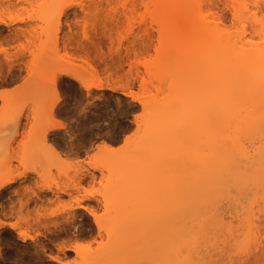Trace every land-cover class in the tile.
I'll use <instances>...</instances> for the list:
<instances>
[{"label":"rangeland","instance_id":"rangeland-1","mask_svg":"<svg viewBox=\"0 0 264 264\" xmlns=\"http://www.w3.org/2000/svg\"><path fill=\"white\" fill-rule=\"evenodd\" d=\"M71 1L78 4L61 16L58 42L52 38L44 56L39 54L43 47L36 48V42L38 45L47 38L42 31L57 27L59 8L65 0H0V16L7 15L9 2H14L15 9L19 5L27 7L9 11L26 17V21H17L10 28H37L36 34L43 33L34 37L35 45L23 50L19 47L26 48L29 33L26 31L27 38L6 41L14 33L0 23V42L10 55L7 58L0 51V83L21 84L10 92L9 106L0 113V179L29 170L26 176L0 189V221H16L33 236L22 240L9 225L1 227L0 264H136V253L143 245L166 247V239L171 241L169 235L165 239L158 234L163 228H180L183 237L189 239L181 246L179 256L183 253L192 264H264V211L251 234L247 232L249 222L244 225L249 215L243 214L251 199L260 198L248 186L262 183L264 193V169L244 171L247 175L241 188L235 183L233 187L228 185L232 195L224 192L217 198L205 194L198 177L201 166L195 161L201 150L196 138L201 132L183 122L174 127L167 110L172 98L185 96L203 78L204 71L186 81L184 74L193 67V61L183 68L174 62L177 55H193L203 40L235 48L237 68L250 64V71L244 75L240 72V76L258 79L257 83L260 80L261 84L253 82L248 89H239L240 106L264 98V0H213L218 13L210 16L206 0H197L199 19L212 22V27L204 37L195 33L182 38L176 32L164 42L158 21L168 17L172 21L168 27L173 28L182 4L178 9L157 10L152 4L146 7L132 0ZM89 11L95 12L94 18ZM48 17L50 22L46 21ZM88 36L90 39H86ZM83 44L89 51L82 50ZM34 50L46 58L33 59ZM62 70H71L91 82L98 80L102 86L87 90L67 74H60L53 82L55 75L50 76V72ZM257 102L250 116L264 120V104ZM53 106L54 116L58 113L65 120V130L53 135L57 145L67 151L65 155L54 151L49 132L44 135L45 128L55 121L50 117ZM133 132L129 146L94 159L105 163L123 157L125 160L113 171L90 167L88 160L98 149L94 145L106 141L119 146ZM78 198L99 214L101 230L88 210L77 206ZM215 207L224 210H218V214ZM76 242L85 245L80 252L74 250ZM63 243L70 248L62 250Z\"/></svg>","mask_w":264,"mask_h":264},{"label":"bare ground","instance_id":"bare-ground-1","mask_svg":"<svg viewBox=\"0 0 264 264\" xmlns=\"http://www.w3.org/2000/svg\"><path fill=\"white\" fill-rule=\"evenodd\" d=\"M132 1L134 3L136 1L137 2L140 1V4L145 5L146 7L147 6L149 7L152 4V5H154L155 9H157V10L168 9V8L178 9L182 4L181 11L176 14L177 20L174 22L173 28L168 27L170 25V23L172 22L171 19H169L168 17H162L158 21V24H159L158 29L160 32L161 42L166 41L168 39V35L174 34L176 32H179L181 34L182 38H188L195 33H198L199 36L204 37L205 32H208L207 28L212 27V22L204 21V19H202V18L199 19L198 13L195 10L196 5L198 4L197 0H132ZM10 2H9L8 6H11V8L9 7L8 12L11 11V9H14L15 11H17L19 8H20L19 10H21V8H22V10H24L26 7V6L24 7L23 5L18 4L20 7L18 8L16 6L18 9H15L14 5H13L14 8H12V4L14 2L13 3H10ZM206 3H207V7H208L206 10L207 15L210 16V15H214L215 13H218L213 8V4H214L213 0H206ZM7 4L8 3H6V6H7ZM74 4H78V2L77 1H71V0H65V2H63L61 4V6L59 8V12H58V17H57V27L54 28L56 25L53 27L54 29L51 27L52 30L47 29V27H50V24L47 27H45L48 31H42V32L44 33V35H47V38L42 39L41 40L42 43H38V45H37V42L35 45V43H34L35 38L34 37L36 36V38H38L39 35L41 36L43 33H41V31H39L41 34H36L35 31H37V33H38L37 28H32V30H28V29L26 30V28H23V27L10 28V26L17 21H26V17L21 16V14H13L11 12L8 13L6 11L7 15L0 16V23L8 26L9 27L8 29H10V31L13 32L14 34H11L12 36L11 35H10L11 37L8 36V38H6L5 40L9 41V38H11V39L14 38V40H16L15 37L18 40H20V37L21 36L26 37V33L28 32L29 36L31 37V38L28 37L29 38L28 45L27 44L25 45L26 48L23 45L22 46L20 45L19 48H21L23 50H25L27 48L29 49L30 48L29 45L30 44L32 45V43H33V45H35L36 48H37V46H40V49H41V47H43L41 49L43 51L41 52V50H39L40 52L39 51L38 52L40 55H44V54H42L44 52V48L48 49L49 41L51 42L50 46L52 45V41H51L52 38L55 37L56 38L55 43L58 42L57 41L58 40L57 39L58 38L57 32L60 30V27H61V22H60L61 16L63 14H65L67 9L71 8ZM6 8H8V7H6ZM95 8H97V6H95ZM98 10L99 9L97 8V11ZM15 11H14V13H15ZM97 11H96V13H97ZM88 15H90L91 17H93V16L95 17L96 14H95V12L89 11ZM33 18H34V16H30V19H33ZM76 18H77V14H76ZM46 19H48L46 21H49V22L51 21L50 17H48ZM188 19L191 20L189 22V24H190L189 27L187 29L182 30L183 24ZM84 21L85 22L83 23V27H85V30H86L88 27V26H84L85 23L88 24V20L86 17L84 18ZM78 22L79 21L77 19L76 23H78ZM66 23L71 27V23L68 20L66 21ZM91 24H94V23L91 22ZM11 27H13V25ZM85 30L83 28V36L84 37H86L85 35H89L88 31L87 30L85 31ZM86 32H87V34H86ZM167 32H169V34H167ZM147 34H148V32H147ZM149 36H152V35H148V37ZM42 37H40V38H42ZM89 37L90 36H88L86 39H88ZM64 38L68 39L69 36L68 35L64 36ZM91 39H92V37H91ZM199 39H201V38H199ZM201 40H203V39H201ZM63 42H64V44L66 43L65 41H63ZM43 43H46L47 47L41 46ZM16 45H17V43H16ZM67 46L68 45L65 44L64 48L66 47V49H67ZM81 46H82L83 51L84 50L89 51V50H87L88 49L87 45L85 46L83 44ZM6 47H3V44H1V42H0V51L4 52L7 58H10V55H8L9 53L7 54L8 51H7ZM78 47H79V45H78ZM35 50L32 51V54L34 53L36 55V56L33 55V59L37 60L39 58L41 60V58L42 59L46 58V57H44L45 55L44 56L37 55L38 52ZM49 51L50 50H48V52ZM22 52H25V51H22ZM83 53H85V52H83ZM86 53H88V52H86ZM48 54H50V52ZM65 54L68 55V52L67 53L65 52ZM89 54H90V52H89ZM69 55L71 56V54H69ZM82 55L84 56V54H82ZM34 56H35V58H34ZM48 56H50V55H48ZM183 56L181 54V55H177L175 57L174 62L176 63V66L183 68V67H185L184 66L185 63H188L191 61H193V64H194V65H192L193 67H191L190 69H188L186 71V73L184 74V79L186 81L187 80L191 81L190 79H193L194 77H196V76H194L196 73H197L196 75H198L199 73L204 71L203 72L204 74L202 76L203 78H201L197 83H195L192 87V90L188 94H186L185 96L172 98L171 103L168 105L169 108L167 107V110H169V115L172 118V123H173L174 127L177 126V124L179 122H183V124H185L186 127L190 126L189 128H194V130L198 131L199 133L201 132L199 137H197L198 139L196 138L197 143L198 144L200 143V147H201L200 151L201 152L199 151V153L197 154V156L195 158V161L198 162L201 166V171L199 174L200 176H198V177L201 179L200 183L205 188V191H206L205 194H207V195L213 194L217 198L220 196L223 197L224 192L228 193L229 195H232V194H230L231 191H229L230 189L228 187H231L232 185H234L232 183H235V185H237L238 188H241V186H243L242 181L245 180L244 178L247 175V173L244 171H250L252 169H253V171H260L261 169H264V123L262 122L264 120L263 119H259V120L254 119L253 120L252 116H250L253 114L252 111H254L255 108H257L259 105V104L258 105L256 104V103H258L257 101H260L261 102L260 105H262V102L264 104V100H263L264 98L262 100H261V98H260V100L258 98V100H255L253 102L254 104H251L250 106L247 105L245 107V106H240L241 104L239 105V100L237 97L239 89L240 90L248 89L249 86L253 82H256V84L258 85V83H260V80L257 83L258 79H256L257 80L256 81L254 79H247V78L244 79L243 78L244 76L243 77L240 76L241 73L243 75H244V73H248V70L250 69V64L247 63L246 67L244 65L243 66L240 65L242 67H239V69H238L236 66V63H235V60L237 58L236 56H238V53H237V50L233 47L232 48L231 47H219V46L212 45L210 40L209 41L203 40L202 43L197 45V48L195 49L193 55H187L186 54V56L185 55H183ZM79 58H81L80 55H79ZM248 59H249L248 61H250V58H248ZM46 61L48 62L47 59H46ZM0 64H1V62H0ZM12 67H13V65L10 64L9 69H12ZM247 67H248L247 70L243 69V68H247ZM240 69H242L243 71H241ZM15 71H17V70H15ZM38 72H37V74L40 73V72L39 73ZM47 74H49V73H47ZM53 74L55 75L54 77H53ZM60 74H67V75L72 76L75 80L79 81L82 84V86L84 88H86L87 90L92 88V87H101L102 86L98 80L96 82H94V81L91 82V81L87 80L85 77H82L79 74H77L71 70H62L61 72H58V73L57 72H50V76L52 75V77L54 79L53 80L51 78V80L56 83L57 78L60 76ZM262 76H263V74H262ZM3 79H4V77H3ZM261 82H264V76L261 79ZM1 84H4V83L1 81ZM20 85L21 84H19V85L17 84L12 89L11 93L14 92V90L16 91V89H18ZM11 93L8 90L0 91V98L2 99V105L0 106V113L3 112L2 110H4V108L9 106L7 100L9 99V96L11 95ZM253 105H255V108L252 107ZM262 107H264V106H262ZM53 109H54V106L52 107L51 114H50L51 120L56 119L54 114H53ZM196 121H197V123H195ZM137 123H138V121H137ZM191 124H194V125H191ZM64 125L65 124H63V123H60V122L56 123L55 121H52L51 124H49L45 128L44 135H46L51 129L56 128V127H64ZM217 125H220V127H222L220 129V131H219L220 127L217 128L218 127ZM197 127H198V130H197ZM216 128L218 129V131H216L217 130ZM131 137H134V132H133L132 136L127 135L126 138L124 139L125 143H123L119 146L111 145V144L107 143L106 141L99 144L97 146L98 149L93 154H91L90 160H88V164L90 165V167H92L94 169H99V170H103L104 168H106V169L113 171V169L115 168V166H117V164L119 162L125 160L123 157L121 158L119 156H116V158L113 157V158H111V161H109V162L107 161L105 163L94 161V159L97 158L98 156H101L102 153L103 154L104 153H108V154L114 153V152H117V151L125 148L126 146H129L130 143H132L131 140L133 139V138L130 139ZM53 149H54V151L58 152V154H62L63 152H65L64 150L61 152L59 149H58L59 150L58 151L55 146H53ZM66 153H67V151H66ZM66 153H63L62 155H65ZM130 161H131V159H130ZM28 172H29V170H24V171H22L16 175H8L6 177L1 178L0 179V189L10 185L17 178L22 177V176H26L28 174ZM229 184L230 185L232 184V185L228 186ZM245 187H247V186L244 185V188ZM250 187L253 190V191L250 190V191H252V194L254 193V195H260L259 197L262 198L263 202L262 201L260 202V200H259L260 198L256 197L253 200L251 199V202L249 203V207H246V209L244 208L245 212H243V214L249 215L246 218L247 220H245V218H244V220H245L244 225H246V222H249V225H250V231H247L249 234H251V229L256 227V223L258 222L257 217L258 216L261 217V215L263 213L262 214H260V213L262 211H264V193H263L262 188H261L262 183L252 184V186L251 185L248 186L247 189H249ZM47 188L51 189V186H47ZM236 189H237V187H236ZM90 195L91 194H88V197ZM93 196L94 195H92V197ZM94 197L96 199V196H94ZM226 198H227V194H226ZM232 201H234V200H232ZM76 202H77L78 207H82V208L88 210V212L93 216V219H94L98 229L101 230L103 225H102V222L100 220V216L96 212V210L90 205L81 204L79 198L76 200ZM214 202H216V201H214ZM238 203L236 205H238ZM213 204H215V203H213ZM216 207H215L216 212L218 210H220V211L224 210V209L221 210L220 209L221 207H219V209ZM244 207H245V205H244ZM231 208H234V207H231ZM220 211H218V214L221 213ZM236 213H237L236 215H239L240 211H236ZM248 218H249V221H248ZM168 219H170V218H168ZM255 220H257V221H255ZM263 221H264V219L261 222H263ZM250 223H252V225ZM4 225H9L11 228L15 229L17 231L19 237L22 240H25L26 238H33V236H31L26 230L22 229L21 224L16 222V221H0V228L3 227ZM164 225H165V223H164ZM167 225H169V224H167ZM248 227L249 226H247V228H245V229H248ZM258 228H259V226H258ZM163 229H164V231H163ZM163 229L160 230L158 232V234L165 235V239L167 238V235H169V238L171 239V241L169 242L166 239V241L168 242L166 247L165 246L160 247L159 245H157V243H151V244L143 245L140 249H138V251L136 253L137 258H138L136 264H192L191 262H189V260L187 259V257L185 255H182L183 253H181V257L179 256L180 251L182 252V250H180V249L183 248V247L181 248V246H184L185 244L187 245L189 243V239L184 238L183 235L180 233V231H181V230H179L180 228H176L175 230H173L174 232L171 231L170 228H168V229L163 228ZM256 229H257V227H256ZM256 229H253L254 233H255ZM253 230H252V233H253ZM167 231H169V232H167ZM178 231H179V233H178ZM257 233H258V230H257ZM249 236H251V235H249ZM190 240H192V238ZM63 244H65V243H63ZM260 244H262V243H260ZM62 246H63V248H61ZM70 246L71 245H69V244H65V245H61L60 248L62 250H65L67 248L69 249ZM73 246L75 247L74 250L76 249L75 250L76 252L78 250H81L83 247H85V245L83 246L81 243H77V242ZM78 252H80V251H78ZM249 253L250 252H248L247 254H249ZM177 256H179V257H177ZM245 257H247V256H245ZM68 263H67V261L63 262V264H68Z\"/></svg>","mask_w":264,"mask_h":264},{"label":"crops","instance_id":"crops-1","mask_svg":"<svg viewBox=\"0 0 264 264\" xmlns=\"http://www.w3.org/2000/svg\"><path fill=\"white\" fill-rule=\"evenodd\" d=\"M24 73H25V71H24ZM18 82H20V81H18ZM17 82V83H18ZM17 83H15V84H13V85H6V84H1L0 83V91H5V90H8L9 92H11L12 91V89L15 87V85L17 84ZM2 105V99L0 98V106ZM55 111L57 112V109H55ZM55 122L56 123H58L59 121H61L60 123H64L65 122V120H64V118L61 116V115H59L58 113H56V116H55ZM65 130V128L64 127H56V128H53V129H51L50 131H49V133H48V138H49V142L51 143V144H53L56 148H57V150L59 149L61 152L63 151V149L61 148V147H59V145H57V143L53 140V135L54 134H56V133H58V132H62V131H64ZM96 145H94V149H96ZM58 150V151H59ZM63 153H65V152H63ZM62 153V154H63Z\"/></svg>","mask_w":264,"mask_h":264}]
</instances>
